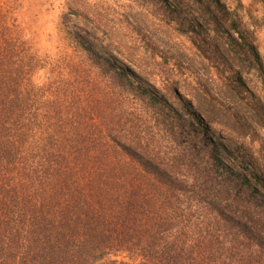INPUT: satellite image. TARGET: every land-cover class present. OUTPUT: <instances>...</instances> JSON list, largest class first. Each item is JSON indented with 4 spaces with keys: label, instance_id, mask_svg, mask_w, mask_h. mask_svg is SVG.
<instances>
[{
    "label": "trees",
    "instance_id": "trees-1",
    "mask_svg": "<svg viewBox=\"0 0 264 264\" xmlns=\"http://www.w3.org/2000/svg\"><path fill=\"white\" fill-rule=\"evenodd\" d=\"M205 2L229 19L220 0ZM229 30L242 38L228 33L238 48L218 52L229 84L218 86L219 98L197 88L195 101L208 122L248 138L264 131V104L243 73L264 70L253 46L244 52L235 20ZM24 38L0 6V264H118L109 259L117 255L137 264H264V226L253 223L264 217V194L247 189L248 178L223 180L220 163L188 181L186 164L176 170L182 154L167 153L163 100L81 39L80 52L94 57L47 66Z\"/></svg>",
    "mask_w": 264,
    "mask_h": 264
},
{
    "label": "rangeland",
    "instance_id": "rangeland-1",
    "mask_svg": "<svg viewBox=\"0 0 264 264\" xmlns=\"http://www.w3.org/2000/svg\"><path fill=\"white\" fill-rule=\"evenodd\" d=\"M220 2L226 5L229 19L221 20L216 4L205 0H0V6L11 10L20 22L25 34L21 44L47 66L56 57H94L80 52L81 39L100 57L117 63L135 84L163 100L167 153L182 154L176 170L186 164L183 172L188 181L212 176L210 172L223 164L218 169L224 171L223 180L245 185L248 178L253 185L246 188L254 195L264 194V131L243 138L223 121L208 122L197 110V88L219 98L218 86L230 79L228 64L218 52L226 45L233 55L236 46L228 33L242 39L229 30L233 20L243 34L244 52L253 46L264 70V0ZM243 74L247 87L264 104V73ZM45 80L41 75L34 82ZM253 223L264 226V217ZM109 259L137 264L124 255Z\"/></svg>",
    "mask_w": 264,
    "mask_h": 264
}]
</instances>
